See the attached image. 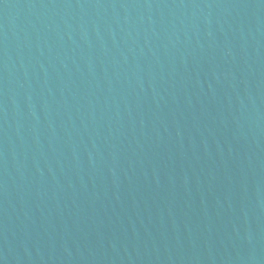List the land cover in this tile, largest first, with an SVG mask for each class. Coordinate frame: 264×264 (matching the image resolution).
Returning a JSON list of instances; mask_svg holds the SVG:
<instances>
[{"label":"water","instance_id":"obj_1","mask_svg":"<svg viewBox=\"0 0 264 264\" xmlns=\"http://www.w3.org/2000/svg\"><path fill=\"white\" fill-rule=\"evenodd\" d=\"M0 264H264V0H0Z\"/></svg>","mask_w":264,"mask_h":264}]
</instances>
